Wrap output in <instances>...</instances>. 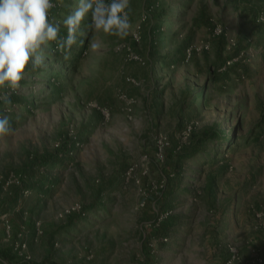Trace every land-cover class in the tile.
Segmentation results:
<instances>
[{
    "label": "rangeland",
    "instance_id": "obj_1",
    "mask_svg": "<svg viewBox=\"0 0 264 264\" xmlns=\"http://www.w3.org/2000/svg\"><path fill=\"white\" fill-rule=\"evenodd\" d=\"M52 2L66 34L78 0ZM130 6L127 37L86 17L82 45L49 46L0 101L15 129L0 140V264H219V244L264 257V0ZM207 127L221 136L175 170Z\"/></svg>",
    "mask_w": 264,
    "mask_h": 264
},
{
    "label": "clouds",
    "instance_id": "obj_2",
    "mask_svg": "<svg viewBox=\"0 0 264 264\" xmlns=\"http://www.w3.org/2000/svg\"><path fill=\"white\" fill-rule=\"evenodd\" d=\"M54 7L52 0H0V101L5 105L12 104L11 96L20 89L27 69L44 65L45 51L52 42L68 58L66 53L77 42L86 17L91 18L86 27L93 32L123 39L132 30L130 0H78L74 11L63 20L66 38L59 36L60 23L49 19ZM14 133L9 117L0 116V140Z\"/></svg>",
    "mask_w": 264,
    "mask_h": 264
},
{
    "label": "trees",
    "instance_id": "obj_3",
    "mask_svg": "<svg viewBox=\"0 0 264 264\" xmlns=\"http://www.w3.org/2000/svg\"><path fill=\"white\" fill-rule=\"evenodd\" d=\"M59 36L60 37H63V38H66L67 36V33L65 34L64 32L60 31L59 33ZM222 40H221V49H220V52L218 53L219 54V58L222 59V63L225 62V59L222 57V49H223V46L225 45V40L226 38L224 36L220 37ZM85 41V38L83 39ZM83 40L82 39H77V42L72 46V48L70 49V51H68L67 53H70L73 49H74V46L77 45V44H80L82 45L83 44ZM50 47L51 49H55L56 48V44L55 42H52L50 44ZM61 52L57 51L56 54H60ZM222 57V58H221ZM79 58L77 57V55L75 56V60ZM216 81H214L215 83ZM3 103H0V105H2ZM263 116H264V112H263ZM220 133L216 130V128H212V127H207V128H204L202 129L199 133H196L195 134V150H194V153L190 152V151H185V152H181V153H178L176 155L177 157V160H176V166H174V169L175 170H178L179 169V166L182 162V160L186 157H189L193 154H197L199 151H200V147H202L205 142L209 139H213V140H216L220 137ZM71 147H69V145H67L66 143L63 144L62 146H59L58 149H56L54 152H51V153H45V154H42V155H39L36 157V159H34L32 162H30L28 164V168H35L36 166H39V167H48L51 163H53L54 161H59L61 158H63L64 156H68L71 152ZM165 225V223L163 224ZM51 255V254H49ZM5 256H7V258H12L13 255L11 254H7L5 253Z\"/></svg>",
    "mask_w": 264,
    "mask_h": 264
},
{
    "label": "built area",
    "instance_id": "obj_4",
    "mask_svg": "<svg viewBox=\"0 0 264 264\" xmlns=\"http://www.w3.org/2000/svg\"><path fill=\"white\" fill-rule=\"evenodd\" d=\"M162 153V149H160V154ZM162 157V154H161ZM168 214L164 215L166 217ZM6 215L3 216L5 218ZM8 228L10 229V225H8ZM25 246V245H23ZM230 252V257L227 260V264H241V255L239 248L237 246H231L229 249ZM255 252V262L256 264H263L264 263V257L262 256L259 251H254Z\"/></svg>",
    "mask_w": 264,
    "mask_h": 264
},
{
    "label": "crops",
    "instance_id": "obj_5",
    "mask_svg": "<svg viewBox=\"0 0 264 264\" xmlns=\"http://www.w3.org/2000/svg\"><path fill=\"white\" fill-rule=\"evenodd\" d=\"M212 250H213V252H215V256H216L215 259H214L215 262H220V263L223 262V264H224L227 261V259L229 257V250H228V248H227L226 245L225 246L224 245H221V244H219L218 246L217 245H214L212 247ZM161 255L163 257L166 256V254H161ZM195 264H197V262H195Z\"/></svg>",
    "mask_w": 264,
    "mask_h": 264
}]
</instances>
